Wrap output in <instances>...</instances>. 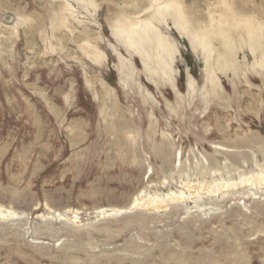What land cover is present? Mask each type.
Here are the masks:
<instances>
[{
    "label": "rangeland",
    "instance_id": "rangeland-1",
    "mask_svg": "<svg viewBox=\"0 0 264 264\" xmlns=\"http://www.w3.org/2000/svg\"><path fill=\"white\" fill-rule=\"evenodd\" d=\"M0 264H264V0H0Z\"/></svg>",
    "mask_w": 264,
    "mask_h": 264
},
{
    "label": "bare ground",
    "instance_id": "bare-ground-1",
    "mask_svg": "<svg viewBox=\"0 0 264 264\" xmlns=\"http://www.w3.org/2000/svg\"><path fill=\"white\" fill-rule=\"evenodd\" d=\"M187 187V186H186ZM172 193H174V192H172ZM172 195V194H171ZM172 196H174L175 198H181V199H183V198H185V195H184V192H180L179 194H177V195H172ZM172 196H170L171 198H172ZM169 198V197H168Z\"/></svg>",
    "mask_w": 264,
    "mask_h": 264
}]
</instances>
